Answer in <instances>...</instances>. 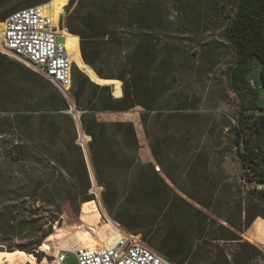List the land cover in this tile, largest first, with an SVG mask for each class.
<instances>
[{
  "label": "rangeland",
  "instance_id": "374dc122",
  "mask_svg": "<svg viewBox=\"0 0 264 264\" xmlns=\"http://www.w3.org/2000/svg\"><path fill=\"white\" fill-rule=\"evenodd\" d=\"M159 1L166 18L162 40L169 43L172 59L170 90L160 100L158 109L147 113L148 133L142 123L144 139L137 127V152L127 149L123 137L110 127L109 137L115 141L99 155L104 182L99 180L89 152L90 141L83 145L84 164L76 158L73 148L68 149L72 162L66 165L43 155L48 152L52 157L59 156L64 150L63 139L69 141L72 137L64 121L56 119L57 125L62 126L57 135L55 130H47L39 118L55 115L54 110L43 109L39 102L56 90L40 74L0 53L5 57H0V250L21 251L25 247L23 251L29 250L38 259L46 257L52 262L60 247H70L74 235L88 240L91 236L107 238L114 224L135 234L157 232L154 242L158 244L172 219L170 216L165 220L168 209L162 211L159 206L168 197L170 201L185 200L189 206L185 226L192 227L194 249L183 257V264L234 263L239 253L246 252L251 255V264H264V196L243 182L245 171L238 151L239 126L250 113L247 105L257 101L264 107V89H257L258 94L233 90L230 72L237 56L226 38L240 0ZM43 3L46 2L0 0V17ZM72 10L69 0L61 17V29H68L66 23ZM58 40L65 41L64 37ZM105 68L107 73H115L114 67L105 64ZM76 71L84 74L77 67ZM259 71L260 63L253 60V72L249 75L253 87L260 85ZM99 98L100 92L89 87L78 104L74 97L67 99L72 106L70 115L77 120L79 139L82 129L78 114L87 112L91 120L94 117L101 123L114 120L111 112L92 110ZM182 106L185 108L180 109ZM16 114L34 115L32 128L25 120L16 121ZM135 114H118L115 119L135 122ZM30 134L35 139L33 144L27 141ZM153 146L160 153L162 164L153 155ZM202 152L208 156V174L187 176V170ZM19 155L23 160L17 159ZM36 158L42 159V163L31 161ZM147 165L164 177L163 167L169 168L176 182L165 177L169 185L167 195L160 192L144 204L139 181L144 178L143 166ZM93 184L95 194L84 197ZM34 188H39L41 194L34 193ZM49 195L61 209L48 202ZM90 200L97 202L102 220L95 221L87 230L80 222L81 208L83 202ZM258 209L260 215L247 225L246 212L253 214ZM124 223L141 228L131 230ZM44 242L49 243L48 247L54 246L47 253L40 252ZM170 261L180 264L179 260ZM62 264L79 263L76 255L69 253Z\"/></svg>",
  "mask_w": 264,
  "mask_h": 264
},
{
  "label": "trees",
  "instance_id": "16d2710c",
  "mask_svg": "<svg viewBox=\"0 0 264 264\" xmlns=\"http://www.w3.org/2000/svg\"><path fill=\"white\" fill-rule=\"evenodd\" d=\"M47 1L44 0V2ZM71 3L73 10L69 21L66 23L68 28L66 29L77 37L83 60L91 65L102 78L122 81L123 94L121 97H114L111 86L92 82L87 75L78 73L76 66L74 71L75 93L72 92L71 99L74 97L78 104L84 97L85 91L92 87L101 94V98L96 101L92 110L111 112L114 115V120L110 124L101 123L94 117L91 120V115H88L87 112L79 114L81 129L87 133L84 138L81 134L79 139L77 120L70 115L72 106L67 98L54 87L57 92L51 90V93L41 99L39 104L45 110H54L55 115H41L39 118L47 130H55L57 135H60L62 126L57 125L56 119L64 121L72 137L69 141L63 139L64 150L67 149V152L63 150L59 156L54 157L48 152L43 153V155L51 158L55 163L66 165L72 162L68 159L70 156L68 149L73 148L76 158L81 164H84L82 145L86 146L85 144L90 141L88 144L89 152L92 155L98 178L104 182L100 177L99 155L101 151L110 146L111 141H115L109 137L110 127L123 137L127 149L137 152L140 149L137 127L144 139L143 124L148 133L147 113L156 111L160 100L170 90L169 76L173 71L172 59L169 57L170 45L167 41L162 40L166 31V18L163 3L159 0H71ZM0 19L5 20L6 18L0 17ZM226 38L233 45L237 56L236 65L230 72L233 90L237 93L256 91L258 94L257 89H264V0H240L235 17L226 32ZM0 57L5 58L4 55H0ZM253 60L260 63V85L256 86L257 88L251 85L249 78L253 72ZM105 64L114 67L115 73H107ZM179 108L184 109L185 106ZM247 110L250 113L244 117L245 125L241 123L239 126L238 143L239 156L245 171L243 179L253 181L258 178V181L264 183V154L262 155L264 153V112L257 113L258 110L264 111V107L259 105L257 101H252L247 105ZM132 111L136 112L134 118L136 124L129 119H115V115ZM14 118L16 121L25 120L27 126L32 128L34 115L16 114ZM43 130L45 131V128ZM246 132H249L247 137ZM27 141L33 144L35 142L34 136L28 135ZM152 150L155 158L162 164L160 153L154 146ZM151 158L152 155H150L149 161ZM17 159L23 160L20 155ZM41 160L36 158L31 161L42 163ZM191 165L187 170V176L200 175L203 177V175H207V154L199 153ZM143 171L145 176L139 181V185L142 188L144 204H149L154 196L160 192L162 195H167L169 185L165 177L174 183L176 182L174 173L169 168L163 167L165 177L160 175L152 165L143 166ZM93 190L94 184L86 190L84 197L95 194ZM257 191L264 196V190ZM33 192L41 194L39 188H34ZM48 202L55 204L52 197L49 198ZM55 206L57 209H61L59 205L55 204ZM159 206L162 211L168 209L165 220L172 216L169 229L157 241L159 243L154 242L157 232H139L142 233L145 241L160 250L170 260H179L180 264H183L186 260L183 257H187L194 249L191 241L192 227L185 226L189 206L185 200L170 201L168 197ZM205 206L209 207V205ZM258 215H260L259 209L253 214L247 211L245 214L247 225L251 224ZM97 220H102V213L97 202L94 200L83 202L80 222L84 228L89 230ZM125 226L131 230H140L141 228L138 225L125 224ZM195 230H198L197 227ZM253 232L254 224L250 233L253 234ZM151 234H153L152 239L150 238ZM48 244L44 242L40 246L41 253H47L49 248L54 247H48ZM22 248L26 250L25 247ZM23 250L21 251L29 257L38 259L29 250H27L28 252ZM0 251L12 252L14 250ZM42 259H38V261ZM251 260L249 252L239 253L234 263L226 261L224 264H251Z\"/></svg>",
  "mask_w": 264,
  "mask_h": 264
},
{
  "label": "built area",
  "instance_id": "2783aa9c",
  "mask_svg": "<svg viewBox=\"0 0 264 264\" xmlns=\"http://www.w3.org/2000/svg\"><path fill=\"white\" fill-rule=\"evenodd\" d=\"M43 4L14 11L6 17L0 39V53L40 74L65 98L71 99L76 64L65 46L66 38L59 30L60 26H64L63 21L56 23ZM60 37H64L65 41L59 42ZM243 182L252 185L253 189L264 190V183L258 181V178L253 181L243 179ZM118 228L122 237L114 247H78L63 251L52 260V264H62L69 253L76 255L79 264H173L166 256L150 247L141 234Z\"/></svg>",
  "mask_w": 264,
  "mask_h": 264
},
{
  "label": "bare ground",
  "instance_id": "6f19581e",
  "mask_svg": "<svg viewBox=\"0 0 264 264\" xmlns=\"http://www.w3.org/2000/svg\"><path fill=\"white\" fill-rule=\"evenodd\" d=\"M69 4V0H50L43 5H45L46 9L52 16L53 20L58 23L61 21V17L65 11V7ZM4 26V22H0V39L2 37V29ZM60 33L63 34L66 38L65 46L69 51L73 62L76 66L87 75L92 82H95L100 85H109L112 87V93L114 97H121L123 94V82L117 79H106L102 78L98 75L97 71L89 64H87L81 55L79 42L75 35L71 34L69 31L65 29H61L59 27ZM82 132V131H81ZM82 134V133H81ZM86 136V135H85ZM84 138V136L82 135ZM85 147V146H84ZM113 226V225H112ZM112 232H110V236L107 238L95 239V237L83 238L80 235H74L70 241V247H60L55 254V258H58L63 251L74 250L78 247L84 249H95V248H111L114 247L122 237V233L114 224L112 227ZM68 248V249H67ZM0 264H52V262L44 257L41 261H38L34 258L29 257L22 251L16 249L12 252L0 251Z\"/></svg>",
  "mask_w": 264,
  "mask_h": 264
},
{
  "label": "water",
  "instance_id": "95a60500",
  "mask_svg": "<svg viewBox=\"0 0 264 264\" xmlns=\"http://www.w3.org/2000/svg\"><path fill=\"white\" fill-rule=\"evenodd\" d=\"M78 117H79V119H80V116H79V114H78ZM83 136H85V134L83 133ZM83 146V145H82Z\"/></svg>",
  "mask_w": 264,
  "mask_h": 264
}]
</instances>
